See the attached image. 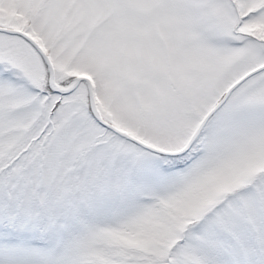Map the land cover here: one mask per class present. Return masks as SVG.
<instances>
[{
  "label": "snow or ice",
  "instance_id": "1",
  "mask_svg": "<svg viewBox=\"0 0 264 264\" xmlns=\"http://www.w3.org/2000/svg\"><path fill=\"white\" fill-rule=\"evenodd\" d=\"M0 264H264V0H0Z\"/></svg>",
  "mask_w": 264,
  "mask_h": 264
}]
</instances>
